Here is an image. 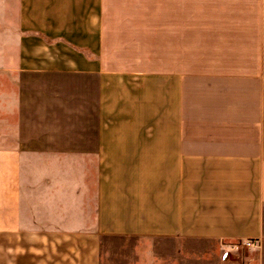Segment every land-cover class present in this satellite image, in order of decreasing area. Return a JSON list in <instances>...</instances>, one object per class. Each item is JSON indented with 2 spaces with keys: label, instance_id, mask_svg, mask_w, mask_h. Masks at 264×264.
I'll return each mask as SVG.
<instances>
[{
  "label": "crops",
  "instance_id": "1",
  "mask_svg": "<svg viewBox=\"0 0 264 264\" xmlns=\"http://www.w3.org/2000/svg\"><path fill=\"white\" fill-rule=\"evenodd\" d=\"M92 1L88 39L0 0V264L151 235L264 264V0Z\"/></svg>",
  "mask_w": 264,
  "mask_h": 264
},
{
  "label": "rangeland",
  "instance_id": "2",
  "mask_svg": "<svg viewBox=\"0 0 264 264\" xmlns=\"http://www.w3.org/2000/svg\"><path fill=\"white\" fill-rule=\"evenodd\" d=\"M98 3L92 0H28L26 8L41 17L49 15V26L57 29L67 21L66 13H86L87 37L92 39L89 16ZM40 22V20L38 21ZM58 35V34H56ZM55 35V36H56ZM77 36V35H76ZM252 241H219L217 239L150 237H107L100 244L101 264H257Z\"/></svg>",
  "mask_w": 264,
  "mask_h": 264
},
{
  "label": "built area",
  "instance_id": "3",
  "mask_svg": "<svg viewBox=\"0 0 264 264\" xmlns=\"http://www.w3.org/2000/svg\"><path fill=\"white\" fill-rule=\"evenodd\" d=\"M248 246L251 247V248H255L256 244H255V242H249Z\"/></svg>",
  "mask_w": 264,
  "mask_h": 264
}]
</instances>
